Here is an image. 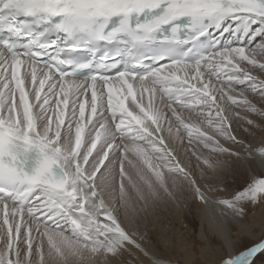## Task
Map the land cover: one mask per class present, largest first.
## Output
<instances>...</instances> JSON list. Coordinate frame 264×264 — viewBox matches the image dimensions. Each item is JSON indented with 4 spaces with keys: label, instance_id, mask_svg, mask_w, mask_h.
<instances>
[{
    "label": "snow or ice",
    "instance_id": "snow-or-ice-1",
    "mask_svg": "<svg viewBox=\"0 0 264 264\" xmlns=\"http://www.w3.org/2000/svg\"><path fill=\"white\" fill-rule=\"evenodd\" d=\"M247 65L264 71V0H0V264H131L134 249L181 264L142 241L182 201L225 217L212 234L231 244L229 219L264 215V147L237 134L264 128ZM165 124L187 134V163ZM200 237L176 242L191 257Z\"/></svg>",
    "mask_w": 264,
    "mask_h": 264
},
{
    "label": "rangeland",
    "instance_id": "rangeland-1",
    "mask_svg": "<svg viewBox=\"0 0 264 264\" xmlns=\"http://www.w3.org/2000/svg\"><path fill=\"white\" fill-rule=\"evenodd\" d=\"M161 135L164 137V146L170 149L166 144V142L167 143L169 142L167 140L165 131L161 132ZM175 147L176 148L171 147L172 153L174 155L177 152L176 151L177 148L184 149V144L182 142H177L175 143ZM241 151L243 152L245 150L241 149ZM176 156L178 159L182 158L177 154ZM184 160L185 158L181 159L183 163ZM191 160H194L191 162L192 164L193 163L195 164V158L192 157ZM98 174L99 173H97V175ZM165 175L166 178L169 179V182H171L172 178L168 176L167 173H165ZM203 181L204 183L215 184L216 179L210 173L208 177H206L205 180ZM247 182L248 179L246 174H244L243 179H240L235 176L228 177L226 182L227 193L229 195L235 194L234 190H239V188L243 187ZM131 195H134V193H131ZM186 203L193 208V211H189V208H186L184 206ZM178 207L179 209H183V210L182 211L178 210ZM201 207L202 205L198 207L192 206L191 201H182L179 204V206L177 204H173L172 205L173 211L168 214L167 219H156L155 217L151 219L152 231H150L148 235L145 236V239L142 241V243L150 250L153 248V246H155L160 256L171 260H178L181 262V264H184V262L189 259H193L198 262L207 261V264H222L227 258L226 250L224 249L223 245L220 244V242L216 239L215 235H213L209 230H207L208 227L207 224H205L206 221H204L205 217H203L204 216L202 210L203 208ZM251 211L252 210L250 209L249 215L243 219V224L244 226L250 228V232L255 234V236L261 238L264 236V215L260 214L259 210L257 209V213L255 217H253ZM201 232H203L205 236L209 237L208 240L204 241V245L206 247H204L203 251H197L195 255L190 257L187 254L185 248L177 244L176 241L180 237H188L192 233H195L197 238L201 239L200 237ZM250 239L251 238H249V240ZM245 242L246 241H242L240 244H244L245 247ZM103 258H104L103 256L95 257L94 258L95 264H104V262H102ZM110 259L112 258L110 257ZM122 259L124 261L125 260L131 261V264H136L134 261L130 260V258L128 259L127 257H123ZM49 263L52 264V261L49 260ZM113 263L118 264V262L115 260H112V264ZM260 263H264V253H261L257 258V260H255V264H260Z\"/></svg>",
    "mask_w": 264,
    "mask_h": 264
},
{
    "label": "bare ground",
    "instance_id": "bare-ground-1",
    "mask_svg": "<svg viewBox=\"0 0 264 264\" xmlns=\"http://www.w3.org/2000/svg\"><path fill=\"white\" fill-rule=\"evenodd\" d=\"M258 59H259V57H258ZM242 67H244V65H242ZM247 67H248V70L253 72V75L258 76L260 79H264V71H261L258 67H253L251 65H247ZM233 94H235V93H233ZM246 94L249 96V99L253 100L254 103H257L258 105L262 104V102L260 101V98L258 96H254L251 93H246ZM232 107L235 108V106H232ZM235 110L239 111L240 109L235 108ZM241 114L243 115L244 113L241 112ZM184 115L187 117V116H191L192 113L189 112V110H184ZM252 118L255 119L256 117H252ZM187 122H189V121H187ZM190 122H198V121L192 120ZM258 123H264V121L258 120ZM244 127H248V126L246 124H244ZM166 129H167V124H165L164 129L162 130V132L165 131V134L167 136V140L169 142V143L166 142V144L168 145V147L170 149H171V147L176 148L175 143L181 142V140L179 139V137L175 131H173V133L169 134ZM237 134H238V137L244 141V146L241 148L243 150H246L248 148V146H251V149L255 153L257 149H259L260 147H264V128H252L251 134L249 132H244L242 129H237ZM179 136L183 137L182 143L184 144V149L177 148L176 154L179 155L180 157H182L183 159L185 158L184 163H187L188 162V156H186V154H185V149L188 147L187 134L183 131V129H181ZM189 151H191V149H189ZM150 155H151V153H150ZM191 161H194V160H191ZM97 176H99V174ZM201 183L203 184L204 181H201ZM201 208H203V206ZM202 210H203V215H204L203 217H205L204 221H206L205 224H207V227H208L207 230H209L211 233H213V231L215 230L217 225L220 224L222 222V220L225 219V217H222L219 214V212H207L206 213L204 211V208ZM101 219H103V217H101ZM0 223H2V213H0ZM243 226H244L243 220L233 221V220L229 219L228 227H229L230 233H231V240H232L231 244L226 243L225 240L221 236L215 235L216 239L220 242V244L223 245L224 249L226 250V257L227 258L234 257L235 255L239 254L240 252L246 250L247 248L261 242L262 240H264V236L261 238L257 237V236H255V234L250 232V228H248L247 226H244V227ZM249 238H251V239L249 240ZM236 239H238V240H236ZM242 241H246L245 247H244V244H240ZM3 248H4V244L2 241H0V250H3ZM146 248H148V247H146ZM133 251L135 252V256L125 255L124 257H127L128 259L130 258V260L134 261L136 264H151V261L149 260V258L144 256L143 253H141L135 249ZM260 254L257 255L255 260H257V258L259 257ZM103 260H104V258H103ZM103 260H102V262H104ZM255 260H254V264H255ZM118 264H119V262H118ZM260 264H264V263H260Z\"/></svg>",
    "mask_w": 264,
    "mask_h": 264
}]
</instances>
